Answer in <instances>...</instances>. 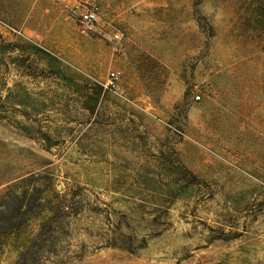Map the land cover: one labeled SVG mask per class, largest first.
Listing matches in <instances>:
<instances>
[{
	"label": "rangeland",
	"instance_id": "374dc122",
	"mask_svg": "<svg viewBox=\"0 0 264 264\" xmlns=\"http://www.w3.org/2000/svg\"><path fill=\"white\" fill-rule=\"evenodd\" d=\"M8 46L0 264H264V0H0Z\"/></svg>",
	"mask_w": 264,
	"mask_h": 264
},
{
	"label": "built area",
	"instance_id": "2783aa9c",
	"mask_svg": "<svg viewBox=\"0 0 264 264\" xmlns=\"http://www.w3.org/2000/svg\"><path fill=\"white\" fill-rule=\"evenodd\" d=\"M76 21L79 24L80 34L83 36H91L92 34H96L98 28V14L96 8H91L84 13H75ZM115 43V50L117 49L118 44V36L115 35L112 38ZM117 75L115 73H110L107 76L105 82V88L114 89L116 88ZM195 100H199V98H195Z\"/></svg>",
	"mask_w": 264,
	"mask_h": 264
},
{
	"label": "trees",
	"instance_id": "16d2710c",
	"mask_svg": "<svg viewBox=\"0 0 264 264\" xmlns=\"http://www.w3.org/2000/svg\"><path fill=\"white\" fill-rule=\"evenodd\" d=\"M26 51H28L30 54H34V55H37V56H41L45 60H47L49 62V64L52 66V68H53V69H51V72L54 73V74H56L58 76L57 70H56V68H55V66L53 64V59H52V57L49 54H47V53H45V52H43V51H41L39 49H36V48H30V49H27ZM18 200L24 202V200H28V197H26L24 195L23 196L22 195H18L16 198H14V201L13 202H15V201L17 202ZM7 213L10 214L11 212L8 211ZM39 236H40V234H39ZM2 237H4V235L0 234V238H2ZM40 237H37V239L34 240L32 244L33 245L36 244L37 241H38V239H40ZM27 251H28V249H27ZM27 251L25 250V253H22L20 255L19 260H21V262H19V264H28L27 257H26V252Z\"/></svg>",
	"mask_w": 264,
	"mask_h": 264
},
{
	"label": "crops",
	"instance_id": "0c3cea01",
	"mask_svg": "<svg viewBox=\"0 0 264 264\" xmlns=\"http://www.w3.org/2000/svg\"><path fill=\"white\" fill-rule=\"evenodd\" d=\"M8 47H9V51L6 50V49L5 50L4 49L0 50V60L4 61L5 65H6V63L12 62L11 61L10 46H8ZM6 60H7V62H6ZM11 64H12V66L14 65V63L12 62V63L9 64V66H11Z\"/></svg>",
	"mask_w": 264,
	"mask_h": 264
}]
</instances>
